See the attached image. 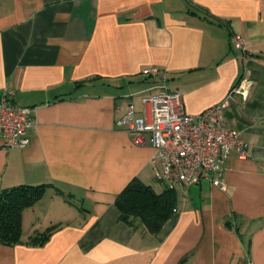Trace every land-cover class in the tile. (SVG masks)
Returning a JSON list of instances; mask_svg holds the SVG:
<instances>
[{
    "label": "crops",
    "instance_id": "1",
    "mask_svg": "<svg viewBox=\"0 0 264 264\" xmlns=\"http://www.w3.org/2000/svg\"><path fill=\"white\" fill-rule=\"evenodd\" d=\"M161 84L191 114L226 101L246 155L229 153L225 188L176 187V211L150 232L114 201L133 178L166 188L155 147L134 144L114 106L129 97L150 119L139 93ZM5 90L33 123L24 147L0 139V190L48 185L22 211V241L0 242V264H264V0H0Z\"/></svg>",
    "mask_w": 264,
    "mask_h": 264
},
{
    "label": "built area",
    "instance_id": "2",
    "mask_svg": "<svg viewBox=\"0 0 264 264\" xmlns=\"http://www.w3.org/2000/svg\"><path fill=\"white\" fill-rule=\"evenodd\" d=\"M234 48L246 52V40L238 34L230 36ZM150 66L142 74H157ZM10 90L0 94V139L6 148L24 147L29 143L27 129L32 117L25 107L11 101ZM142 104L150 107V119L136 113L129 97L120 98L115 106L116 123L134 144L151 143L155 153L150 159L154 177L166 187L195 184L203 178L220 188L226 159L231 150L246 155V144L225 120L226 101L191 114L185 111L183 94L163 84L139 93ZM176 211V209H172Z\"/></svg>",
    "mask_w": 264,
    "mask_h": 264
},
{
    "label": "trees",
    "instance_id": "3",
    "mask_svg": "<svg viewBox=\"0 0 264 264\" xmlns=\"http://www.w3.org/2000/svg\"><path fill=\"white\" fill-rule=\"evenodd\" d=\"M48 184H19L0 190V242L6 245L20 243L22 211L36 203ZM58 192H61L58 189ZM176 202L175 188L166 187L156 193L150 185L138 178L131 179L115 198L120 219L129 225L140 221L150 232H156L172 213ZM51 229V228H50ZM49 229V230H50ZM49 230L28 239L30 244L43 243Z\"/></svg>",
    "mask_w": 264,
    "mask_h": 264
}]
</instances>
